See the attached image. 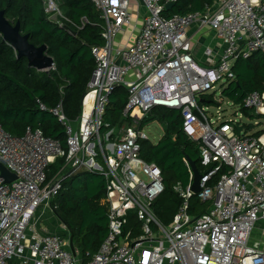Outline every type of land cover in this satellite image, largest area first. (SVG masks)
I'll list each match as a JSON object with an SVG mask.
<instances>
[{"label":"built area","instance_id":"2783aa9c","mask_svg":"<svg viewBox=\"0 0 264 264\" xmlns=\"http://www.w3.org/2000/svg\"><path fill=\"white\" fill-rule=\"evenodd\" d=\"M92 1L103 21L104 43L91 47L95 68L80 114L67 117L63 99L54 108L38 99L40 109L65 127L67 150L40 128L17 136L0 124V163L17 176L7 183L0 171V264H264V248L250 243L264 220V134L255 137L240 122H219L209 106L200 105L203 94L236 78L237 60L264 54V0H218L204 11L171 16L166 6L178 0ZM44 3L48 20L69 33L90 23L86 17L73 21L56 0ZM140 6L146 12L134 43L117 44ZM195 24L196 34L211 29L226 41L221 57L209 65L193 54L188 29ZM206 54L211 57L212 49ZM119 86L127 90L123 116L131 122L112 126L106 114ZM216 100L221 102L217 94ZM244 106L264 114V87L248 94ZM160 107L181 111L204 166L199 193L192 190V171L190 184L174 186L182 203L170 224L153 207L165 190L162 170L141 156L142 141H152L142 121ZM57 158H65L64 167L49 177ZM223 167L227 172L209 185ZM80 171L103 175L107 186L109 231L95 252L75 247L74 253L67 226L61 234L36 227L40 209L55 212L52 201L64 181ZM195 196L209 203L197 217L190 213Z\"/></svg>","mask_w":264,"mask_h":264},{"label":"trees","instance_id":"16d2710c","mask_svg":"<svg viewBox=\"0 0 264 264\" xmlns=\"http://www.w3.org/2000/svg\"><path fill=\"white\" fill-rule=\"evenodd\" d=\"M63 12L73 21L81 18L89 20L83 29L74 35L59 28L47 18L44 0H0V10L6 11L10 21L21 22L22 33L30 34V42L36 46L48 45V54L55 58L56 67L49 71H38L29 66L26 57H18V52L3 39L0 33V124L17 136L25 134L28 127L40 128L47 136L57 139L67 150L65 127L59 119L48 111L40 109L38 99L49 108L56 107L63 99L67 117L75 119L81 112V100L95 68V58L91 52L93 45H103V21L92 0H56ZM218 0H178L166 16L187 14L192 11H204L214 6ZM94 23V24H93ZM236 78L228 82L221 92L249 116H264L244 106L245 97L264 87V54L255 52L247 59L235 63ZM63 87L64 93L61 92ZM216 92L203 94L200 105L220 106ZM128 101L124 86L116 88L111 95L106 120L112 126L131 122L123 116ZM153 120H159L165 126L163 137L156 143L142 141L141 156L147 162L156 163L162 170L165 190L155 200L153 207L164 224H170L178 211L182 199L174 186L180 182L187 186L191 182V168L187 156L196 162L199 170L204 171L201 163L199 143L191 139L184 131L180 110L166 107L156 108L147 116L141 127ZM252 133V125H244ZM237 128V127H235ZM258 137L264 129L252 133ZM65 158H57L51 164L49 177L59 167H63ZM223 167L209 185L214 186L221 175L227 172ZM107 192L103 175L89 171L73 173L64 181V188L52 201L55 214L67 226L74 246L80 252H95L108 235V205L103 202ZM209 203H203L197 196L191 199L190 213L197 217L207 210ZM131 221L135 218L131 216Z\"/></svg>","mask_w":264,"mask_h":264},{"label":"crops","instance_id":"0c3cea01","mask_svg":"<svg viewBox=\"0 0 264 264\" xmlns=\"http://www.w3.org/2000/svg\"><path fill=\"white\" fill-rule=\"evenodd\" d=\"M134 14V21L131 26L126 27V29L122 32V34L117 39V44L129 43L133 44L139 31L143 25V19L145 16L146 10L144 7H139V14H137L136 10H132ZM197 25H193L188 29V33L192 38V51L195 55V58L203 65H209L215 60L221 57V54L224 51L226 46V41L220 37L215 31L211 29H205L204 31L196 34ZM211 48L213 54L209 57L206 54V49ZM37 229L42 233L55 232V233H64L65 224L59 219V217L50 210L49 208L42 207L36 216ZM50 222V223H49ZM60 224H58V223ZM256 228L261 230L264 234V220H261ZM264 235L263 239L259 242V246L264 248Z\"/></svg>","mask_w":264,"mask_h":264},{"label":"water","instance_id":"95a60500","mask_svg":"<svg viewBox=\"0 0 264 264\" xmlns=\"http://www.w3.org/2000/svg\"><path fill=\"white\" fill-rule=\"evenodd\" d=\"M175 3H168L167 9H172ZM0 33L3 35V39L7 41L17 52L18 57H26L28 59L29 66L37 69L38 71L50 69L55 62V58L48 54V45L42 44L36 46L30 42V34L22 33L21 22L18 20L13 23L6 16L5 10H0ZM76 35V32H73ZM241 132V127L238 128L237 134ZM187 162L193 172L194 178L192 183V190L195 193H199L202 190L201 179L203 174L199 170L195 161L187 156ZM1 177L5 179L7 183L12 182L17 178L16 174L10 171L3 163H0ZM69 172L65 175L69 176ZM70 246L75 253V246L70 237Z\"/></svg>","mask_w":264,"mask_h":264},{"label":"rangeland","instance_id":"374dc122","mask_svg":"<svg viewBox=\"0 0 264 264\" xmlns=\"http://www.w3.org/2000/svg\"><path fill=\"white\" fill-rule=\"evenodd\" d=\"M227 84L222 85V82H220L215 88V92L217 93V96L220 97L221 99L220 108L218 105L209 106V115L219 116V122L234 121L236 123L240 122L243 125H252L253 126L251 127L252 133L264 129V116H260V117L254 116L253 117V116L246 115L240 110L239 107L233 104V102H231L228 99H224L222 98V96H220L222 90L224 89L225 86H227ZM218 111H219V114L217 113ZM144 130L146 134L150 137L152 142L157 143L163 137L165 133V126L159 120H153L144 126ZM98 162L100 166L104 167V163L102 161H98ZM61 168L62 167H59V169ZM70 168H71V165L68 166V169L66 171H68ZM263 235L264 234L261 230H259L258 228H255L251 234L250 243L259 244V242L263 239Z\"/></svg>","mask_w":264,"mask_h":264}]
</instances>
